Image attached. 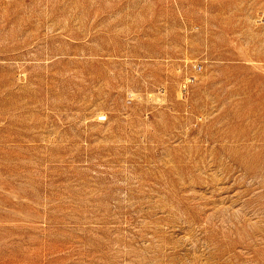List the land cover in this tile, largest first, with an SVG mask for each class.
Segmentation results:
<instances>
[{"label":"rangeland","instance_id":"rangeland-1","mask_svg":"<svg viewBox=\"0 0 264 264\" xmlns=\"http://www.w3.org/2000/svg\"><path fill=\"white\" fill-rule=\"evenodd\" d=\"M0 264H264V0H0Z\"/></svg>","mask_w":264,"mask_h":264}]
</instances>
